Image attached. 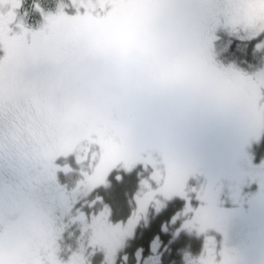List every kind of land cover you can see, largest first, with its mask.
<instances>
[{
	"label": "trees",
	"instance_id": "obj_1",
	"mask_svg": "<svg viewBox=\"0 0 264 264\" xmlns=\"http://www.w3.org/2000/svg\"><path fill=\"white\" fill-rule=\"evenodd\" d=\"M18 1L15 11L30 15L25 0ZM144 1L123 0L124 8L116 14ZM190 1L197 5L180 10ZM190 1L157 0L150 10L157 7L164 21L153 22L156 28L139 29L129 20L121 29L113 27L96 48H78L73 35L62 43L53 33L71 50L62 54L84 72L85 85L104 87L87 96L83 110L52 93L27 98L20 86L0 104V264H48L33 259V243L41 237L31 234L26 218L45 215L35 199L44 181L45 194L70 200L68 216L81 213L86 222L94 216L96 224L105 221L124 229L126 238L113 264H185L186 257L204 252L207 241L217 242L215 227L230 215L264 216V193L247 195L237 170L249 146L257 161L264 159L260 108L255 109L264 92H248V78L237 75L263 64L259 46L264 32L250 39L217 34L215 21H210L214 1ZM122 49L124 57L129 54L123 63L114 59ZM4 55L0 47V62ZM93 67L98 71L92 73ZM170 76L182 78L177 90H151ZM6 85L10 87L8 81ZM215 85L221 89H212ZM18 116L22 124L25 118L34 119L30 148L23 143L22 130L8 127L20 121ZM15 162L18 168L8 167ZM101 168H106L105 175L92 176ZM14 215L24 219L10 226ZM64 233L59 241L76 248ZM260 252L253 253V262H259ZM86 253L91 264L104 260ZM59 255L65 259L64 249Z\"/></svg>",
	"mask_w": 264,
	"mask_h": 264
},
{
	"label": "rangeland",
	"instance_id": "obj_2",
	"mask_svg": "<svg viewBox=\"0 0 264 264\" xmlns=\"http://www.w3.org/2000/svg\"><path fill=\"white\" fill-rule=\"evenodd\" d=\"M60 1L62 2L54 5L52 0H25L24 4L28 8V12L31 13L26 15L25 10L20 11V13L15 11L14 7L20 5V1L0 0V47L6 54L0 62V81L4 80L5 82L4 84L0 82V104L5 103V99L11 90L18 91L20 86L21 90H26L23 95L27 98L44 93H49L48 96L51 97L50 93H52L55 98H64L65 102L71 104L70 106L73 105L78 110H83L87 96H95L98 90H103L104 87L101 84H94L93 88H90L89 84L88 86L85 85L83 80L86 75L83 71H77L73 67L74 60L67 58V54H62L66 51L72 52L64 49L61 42L65 43L69 36L73 35L72 38L77 41L78 48L85 49L86 46L96 48L101 42L104 43L106 38L110 37L113 27H120L121 29L122 25L129 24V20L132 26L136 24L134 27L143 30L156 28L153 24L156 20L164 21V15L157 7V10H150L157 0H146L143 4L136 5L137 9L134 8V10L120 15L116 13L124 8L123 0ZM213 1L216 12L212 10L211 6L210 21H215L213 31L217 34L227 33L240 39H250L264 32V0ZM211 3L213 2L211 1ZM184 5L183 9L180 10L192 9L197 3L190 1ZM33 7L34 9H32ZM17 14H20L21 17L17 16L16 18L15 15ZM125 15L129 16L128 20ZM166 16H168L167 13ZM121 17L122 19L125 18L119 25L118 22ZM18 22L28 27L15 26ZM139 23L141 24L139 25ZM156 24V26L160 25L159 23ZM91 25H99L101 28L99 31L90 30ZM53 33L56 38L61 39V42L53 38ZM28 38L31 39L28 40ZM262 41L259 49L264 52V38ZM135 42L130 43V49L135 46ZM27 44L30 45L28 48ZM45 45H47L46 48ZM114 47L115 45L111 46V49ZM53 51H59L60 54L57 52L59 55L53 56L56 55L53 54ZM124 51L125 49L120 55L115 53V61L123 63L128 59L129 54L127 53L128 56L124 57L126 55ZM92 70L90 71L95 73V67ZM238 72L241 73L237 74L242 76L241 78H248V92L251 90L253 95L264 92V60L263 64L253 72ZM6 81H8L9 88L5 87L7 86ZM181 82L182 78L170 76L163 78L160 85L151 87V90L162 89L167 91L172 87L177 90L181 86ZM240 85H242L241 81ZM215 87L221 89V85H215L212 89ZM64 90H67L68 94L64 95ZM256 108H260L261 123L259 129L262 135L264 132V98L258 107L255 106ZM38 114L42 115L41 112ZM18 119L20 121L15 119L13 122H9L8 127L22 130L23 132L21 131L20 134L23 135V143L30 148L34 144V139L28 135V132L34 124V119L32 117L25 118L24 124L21 122L23 117ZM100 134L98 133V135ZM99 142L106 143L105 140ZM9 151L11 155L17 153V151ZM9 151L7 154H10ZM238 163V174L241 175L242 184L247 189V195H262L264 193V159L257 161L255 152L249 146L242 151V157ZM9 166L18 168L16 162L9 164ZM105 170L106 168H101L100 171L96 172V175L92 176L105 175ZM46 188L47 182L44 181L43 185L36 189L35 199L38 201L36 208L41 209L45 215L47 212L48 217L44 215L35 220L34 217L26 215V218L30 220L27 223L28 230H31L32 235L37 234L41 237L40 240L36 238L33 243L32 248L36 253L33 259H41L48 264H91L88 259L90 256L87 257L86 253L88 252L89 255L96 253L98 256L104 257L100 264H113L114 254L126 238L127 233L124 229H120L118 226L114 228L111 223L108 224L105 221H99L96 224V217L94 216L88 222L82 218L83 214L81 213L78 214L77 218L75 214L68 216L66 212L71 207L70 200L62 198V195L53 197L45 194ZM42 201L46 205L42 204ZM39 214L40 212H38ZM23 219L20 215H14L9 220V224L10 226L19 224ZM66 228H68V232L64 233ZM215 229L219 233L215 243L218 248L212 241H207L204 252H195L194 255L186 257L185 264H264V216L251 217L242 213L233 214L222 220ZM63 233L67 234V239L76 248L69 247L66 241H59ZM89 245L90 247H88ZM61 249H64L65 259L59 255ZM255 251H261L258 263L252 261Z\"/></svg>",
	"mask_w": 264,
	"mask_h": 264
},
{
	"label": "flooded vegetation",
	"instance_id": "obj_3",
	"mask_svg": "<svg viewBox=\"0 0 264 264\" xmlns=\"http://www.w3.org/2000/svg\"><path fill=\"white\" fill-rule=\"evenodd\" d=\"M31 39V38H28V40ZM30 45L27 44V48L29 47Z\"/></svg>",
	"mask_w": 264,
	"mask_h": 264
}]
</instances>
